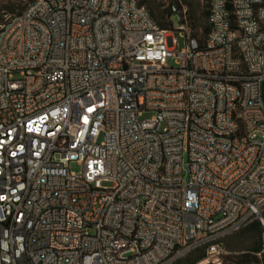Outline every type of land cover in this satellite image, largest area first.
Wrapping results in <instances>:
<instances>
[{"label":"built area","instance_id":"1","mask_svg":"<svg viewBox=\"0 0 264 264\" xmlns=\"http://www.w3.org/2000/svg\"><path fill=\"white\" fill-rule=\"evenodd\" d=\"M168 8L166 29L140 0L3 16L0 264H171L204 245L201 264H225L220 240L254 223L264 256V0H208L202 40Z\"/></svg>","mask_w":264,"mask_h":264},{"label":"rangeland","instance_id":"2","mask_svg":"<svg viewBox=\"0 0 264 264\" xmlns=\"http://www.w3.org/2000/svg\"><path fill=\"white\" fill-rule=\"evenodd\" d=\"M32 1L33 0H0V24L2 23L3 16L12 17L20 14ZM171 1L178 5L180 15L186 16L193 35H195L197 39L202 40L206 33V11L208 0H140V3L143 4L148 11L150 4L153 8L154 14L159 15L167 10L168 4ZM171 25L172 28H177L179 25L176 14H172L171 16ZM183 43L184 41L178 38V51L183 47ZM169 65L174 66L172 61L169 62ZM147 117H149V114H144L142 119ZM70 169L75 173L80 171V167L77 164H72ZM184 177L186 180L185 175ZM256 226L257 223H254L249 226V228L243 229L220 240V247L227 253V255L222 257L225 264H262L260 263V258L262 257H257V261L254 259H251L250 261H242L246 256L251 257L256 249H263L259 229H255ZM202 254H204V258L207 256L213 258L216 254V249L215 251H211L210 245L199 246L179 257L171 264H188ZM125 255L126 254L124 253L123 256ZM202 260L197 264H201Z\"/></svg>","mask_w":264,"mask_h":264},{"label":"trees","instance_id":"3","mask_svg":"<svg viewBox=\"0 0 264 264\" xmlns=\"http://www.w3.org/2000/svg\"><path fill=\"white\" fill-rule=\"evenodd\" d=\"M143 5V4H142ZM149 11H150V15L152 17V19L155 21V23L160 27V28H163V29H166L168 26H169V23L167 22V18H169V8L167 7V10H165V12H162L161 14L159 15H155L154 14V11H153V8L151 7V5L149 4ZM148 11V12H149ZM206 17H207V11H206ZM205 32L207 33V27L205 28ZM205 33V34H206ZM193 35V33H192ZM195 37V35H193ZM251 226V225H250ZM249 228V227H247ZM246 229V228H245ZM255 229H259V225L257 224L256 228ZM259 233H260V229H259ZM261 251V249H256L254 251V254L249 257V256H246L242 259V261H247V260H251V259H254L255 261H257V257L255 256V254L259 253ZM202 259H204V254H202L201 256L195 258L194 260H192L191 262H189L188 264H197L198 262H200ZM260 263L264 264V256H262V258L260 259Z\"/></svg>","mask_w":264,"mask_h":264}]
</instances>
